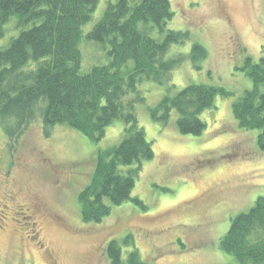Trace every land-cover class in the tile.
Returning <instances> with one entry per match:
<instances>
[{"label":"rangeland","instance_id":"374dc122","mask_svg":"<svg viewBox=\"0 0 264 264\" xmlns=\"http://www.w3.org/2000/svg\"><path fill=\"white\" fill-rule=\"evenodd\" d=\"M117 1L100 0L85 37ZM171 2L174 17L167 29L191 34L186 44L172 46L173 54L188 55L198 43L208 56L201 69L187 58L173 72L174 91L149 80L140 85L146 101L136 106L137 115L155 158L143 163L132 198L146 209L129 201L114 206L100 224L82 218L79 194L92 180L98 151L122 142L121 120L99 143L66 125L47 135L41 120L13 141L0 128V264H110L107 247L113 240L122 245L125 260L135 247L145 264H240L219 246L232 219L264 196L260 131L241 129L232 110L253 88L242 67L248 56H262L264 0ZM81 49L83 72L109 63L106 50L86 39ZM190 84L232 92L230 98L218 96L201 115L207 124L201 136L182 135L176 111L166 126L150 113L165 96ZM129 236L133 245L124 244Z\"/></svg>","mask_w":264,"mask_h":264},{"label":"trees","instance_id":"16d2710c","mask_svg":"<svg viewBox=\"0 0 264 264\" xmlns=\"http://www.w3.org/2000/svg\"><path fill=\"white\" fill-rule=\"evenodd\" d=\"M99 2L0 0V42L12 33L7 45L0 47V128L11 141L37 120L47 135L55 126L66 125L93 143H99L115 121L125 124L122 142L98 151L92 180L79 194L83 221L95 224L109 217L114 206L129 201L146 209L140 199L132 198L143 163L155 158L137 115L136 106L146 101L140 85L149 80L174 91L173 72L187 58L201 69L200 62L208 56L198 43L188 55L173 54L172 46L186 44L191 34L167 29L174 17L171 0L110 3L85 37L84 27ZM83 39L105 49L109 63L83 72ZM242 71L253 88L233 103V115L241 129L260 131L257 144L264 151V46L259 59L247 57ZM218 96L230 98L232 92L190 84L165 96L150 109L151 117L166 126L176 111L179 132L201 136L207 128L201 115L214 107ZM124 244L133 245L131 236ZM219 247L240 264H264V196L232 219ZM123 255L122 245L111 241L110 264H145L135 247L127 260Z\"/></svg>","mask_w":264,"mask_h":264}]
</instances>
